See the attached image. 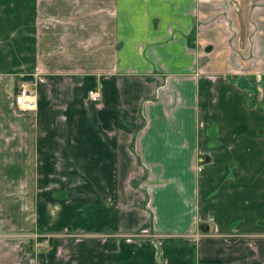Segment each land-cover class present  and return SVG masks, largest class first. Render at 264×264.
<instances>
[{
  "label": "crops",
  "instance_id": "1",
  "mask_svg": "<svg viewBox=\"0 0 264 264\" xmlns=\"http://www.w3.org/2000/svg\"><path fill=\"white\" fill-rule=\"evenodd\" d=\"M0 230L47 242L0 264H264V0H0Z\"/></svg>",
  "mask_w": 264,
  "mask_h": 264
},
{
  "label": "built area",
  "instance_id": "2",
  "mask_svg": "<svg viewBox=\"0 0 264 264\" xmlns=\"http://www.w3.org/2000/svg\"><path fill=\"white\" fill-rule=\"evenodd\" d=\"M15 90L12 96L13 105L20 111H31L35 108V94L29 81L22 76L15 81ZM85 100L97 102L100 100V92L95 88H89L85 92Z\"/></svg>",
  "mask_w": 264,
  "mask_h": 264
},
{
  "label": "rangeland",
  "instance_id": "3",
  "mask_svg": "<svg viewBox=\"0 0 264 264\" xmlns=\"http://www.w3.org/2000/svg\"><path fill=\"white\" fill-rule=\"evenodd\" d=\"M229 72L235 74V73H241L242 70H236V69H233L232 67H228L227 68ZM236 70V71H234ZM235 72V73H234ZM229 73V74H231ZM248 75V73H246ZM250 75V74H249ZM256 75V76H255ZM251 82L258 86L260 85L262 79L260 77V74H258L257 71H255V73H253V77L250 78ZM2 214H4L2 212ZM8 230H0V239L3 241V242H8V243H11L13 244L14 246H19V247H39V246H47V242L44 240H40L42 236H31V235H26V236H23V235H10L8 234Z\"/></svg>",
  "mask_w": 264,
  "mask_h": 264
},
{
  "label": "trees",
  "instance_id": "4",
  "mask_svg": "<svg viewBox=\"0 0 264 264\" xmlns=\"http://www.w3.org/2000/svg\"><path fill=\"white\" fill-rule=\"evenodd\" d=\"M91 77L86 75L83 77V87H84V90H87L88 88H91L92 86L90 85V81H91ZM114 223H115V218H114V215L113 213L110 214V226H111V229L114 230Z\"/></svg>",
  "mask_w": 264,
  "mask_h": 264
}]
</instances>
